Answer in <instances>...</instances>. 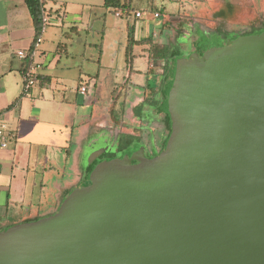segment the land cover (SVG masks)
Listing matches in <instances>:
<instances>
[{"label":"water","instance_id":"95a60500","mask_svg":"<svg viewBox=\"0 0 264 264\" xmlns=\"http://www.w3.org/2000/svg\"><path fill=\"white\" fill-rule=\"evenodd\" d=\"M263 50L177 61L152 166L95 168L51 217L0 232V264H264Z\"/></svg>","mask_w":264,"mask_h":264},{"label":"crops","instance_id":"0c3cea01","mask_svg":"<svg viewBox=\"0 0 264 264\" xmlns=\"http://www.w3.org/2000/svg\"><path fill=\"white\" fill-rule=\"evenodd\" d=\"M40 1L43 12L49 17L43 41L35 57L19 59L16 52H30L39 27L36 29L33 25L23 0H0V127L18 137L14 146L0 149V229L9 226L10 221L24 223L37 214L42 215L47 206L53 204L49 192L54 186L55 172L74 170L75 156L70 147L74 129L86 131L92 122L99 128L97 123L104 116L97 101L89 97V86L82 83L83 77L94 79V88L106 78L111 80L119 54L130 80L125 90L119 89L121 94L116 101L112 92L127 76L123 74V81L114 83L110 104L104 112L109 121H124V114L120 119L115 117V111L119 105L125 111L135 72L129 75L125 65L127 26L133 27L135 40L151 38L153 44L169 49L188 25L212 27L215 21L211 18H222L220 12L224 18L248 7L251 12L254 10L264 16V0H230L229 4H222L221 0H146L143 3L119 0L129 8V15L106 9L104 0ZM146 6L150 7L149 17H144L141 9H137ZM137 12L141 14L139 18L135 16ZM108 14L113 15V22L108 20ZM124 17L126 22L121 20ZM161 17L163 21L158 24L156 20ZM97 21L103 25L98 32L100 36L95 37ZM136 47L142 48V55L148 60L145 91L139 95L142 100L145 94L153 95L149 80L153 78L155 60L149 56V45ZM133 55L136 57L134 50ZM94 56L98 69H94L95 77H92L90 67L84 68ZM30 63L38 65L37 82L27 96H22L23 71ZM117 74L114 72L115 78ZM83 85L87 91L81 94L79 88ZM129 124L132 127L133 121ZM37 184L39 203L34 201ZM27 185L31 188L28 197Z\"/></svg>","mask_w":264,"mask_h":264},{"label":"rangeland","instance_id":"374dc122","mask_svg":"<svg viewBox=\"0 0 264 264\" xmlns=\"http://www.w3.org/2000/svg\"><path fill=\"white\" fill-rule=\"evenodd\" d=\"M145 1L139 0L140 3ZM229 1L221 0V3L229 4ZM137 9H141L144 17L151 16L150 7H137ZM237 12L241 14L238 15ZM220 16L222 18L217 17L216 20L214 17L211 18L215 21L212 27L208 26L207 28L204 25H194L192 27L188 25L185 33L180 34L179 38L172 41L164 58L154 59L153 78L149 80L153 95L148 97L145 94L146 96H142L144 97L142 100L139 97L142 95V91H145L143 86L146 84L145 76L148 71V60L147 57L142 55L141 47L134 49L136 57L134 58L133 70L135 72L131 78V92L126 100L127 106L124 112L120 105L115 111V117L121 119L124 116L122 118L124 121L120 120L118 123H114L113 119L109 121L105 119L106 112H104L106 111L104 108L110 104L112 86L116 82L123 81V74H125L124 77L128 75L124 71L125 66L121 54L115 60L116 64L112 71L113 76L109 77L111 80L106 78L105 81L98 82L97 87L94 88V79H89L87 76L83 77L82 83L89 86V97L97 101L102 110V115H104L97 123L100 124L99 128L95 122H92L86 131L85 129L81 130V128L74 129L70 144L71 151L75 156L74 170L73 172H55L53 176L54 186L51 187V192H49L53 204L48 205L47 210H44L42 215L37 214L27 222L10 221L9 226L0 229V232L51 217L70 194L89 182L91 173L99 166H130L138 162L136 154H142L145 158L152 159L154 151L164 143L168 135L169 128L166 124L168 117L161 110V107L170 87L175 63L191 59L201 66L211 57L228 55L237 48L249 49L251 45L258 44L264 38V16L257 15L254 10L251 12L250 8L245 7L244 10H236L229 16H224V18L222 12H220ZM107 17L110 22L114 21L113 15L108 14ZM121 20L126 22V17ZM156 21L158 24L162 23L163 17ZM102 25L103 22L97 21V33H93L95 37L97 34L100 36L98 32L101 30ZM93 50L97 53L96 49ZM260 55L264 58V50ZM94 57L90 60V63H85L84 68L90 67L92 77H95L94 69H98V65L95 63L96 56ZM138 70L140 72H137ZM114 72L115 74L118 73L116 78ZM109 116L111 117V114ZM131 121H133L132 127L129 124ZM22 174L23 172H21ZM56 183L58 185H55ZM30 190V186L27 185V197ZM39 197L40 188L37 184L34 189V201L36 203H39ZM44 206H46V202Z\"/></svg>","mask_w":264,"mask_h":264},{"label":"trees","instance_id":"16d2710c","mask_svg":"<svg viewBox=\"0 0 264 264\" xmlns=\"http://www.w3.org/2000/svg\"><path fill=\"white\" fill-rule=\"evenodd\" d=\"M23 1L29 11L33 25L37 29L40 24L43 4L40 0H23ZM104 7L106 9H112L115 13L123 11L126 13V15H129V11H130L129 8H127V5L126 4L121 5L119 0H104ZM133 33H134L133 27L127 26V44L125 48V65L129 72V75L133 72V60L135 57L133 55L134 47L149 45L148 52H149V56L151 59L164 58L166 52L168 51L167 47H161V46L153 44L151 38L135 40ZM69 36L70 35H67L66 37H69ZM129 80L130 78L129 76H127L125 80L123 81V83L118 85L113 90L112 92L113 101H116L117 99H119L120 94H121L119 93V89L125 90L127 88Z\"/></svg>","mask_w":264,"mask_h":264},{"label":"built area","instance_id":"2783aa9c","mask_svg":"<svg viewBox=\"0 0 264 264\" xmlns=\"http://www.w3.org/2000/svg\"><path fill=\"white\" fill-rule=\"evenodd\" d=\"M116 16H120V14H116ZM137 18L141 16L139 12L135 14ZM155 17H158V14L154 15ZM49 17L47 14H45L42 10L41 12V20H40V26L37 30V35L35 38V41L33 43V47L30 50L29 53H26L24 51H17L16 56L19 59H27V58H33L38 53V48L40 44L43 41V34L46 30V27L48 25ZM37 70L38 65L34 63H30L29 66L23 71V86H22V96H27L29 94V91L35 86L37 82ZM79 91L81 94L86 93L87 89L86 86H80ZM18 141V137L13 133L12 131L6 130L3 127H0V149H7L11 146H14L16 142Z\"/></svg>","mask_w":264,"mask_h":264},{"label":"flooded vegetation","instance_id":"af4514ba","mask_svg":"<svg viewBox=\"0 0 264 264\" xmlns=\"http://www.w3.org/2000/svg\"><path fill=\"white\" fill-rule=\"evenodd\" d=\"M257 45V43H255L254 45H251L249 49L255 47ZM263 52V51H262ZM262 55V54H261ZM166 117L167 118V121H166V124L168 126V135H167V138L166 140L164 141V143L158 147L154 152V157L152 159L150 158H145L142 154L141 155H135L138 159L136 163H133V165L131 164L130 167H145V168H148L150 166H152V164L156 161V159L160 156V154L163 152L164 148H165V144H166V141L168 139V137L170 136L171 134V130H172V126H173V119L171 118L170 115L166 114ZM131 157V156H130Z\"/></svg>","mask_w":264,"mask_h":264}]
</instances>
